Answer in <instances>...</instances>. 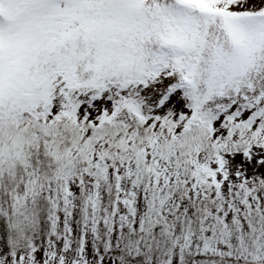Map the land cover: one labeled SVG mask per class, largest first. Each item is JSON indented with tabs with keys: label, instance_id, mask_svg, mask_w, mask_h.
Wrapping results in <instances>:
<instances>
[{
	"label": "snow or ice",
	"instance_id": "6c2138e0",
	"mask_svg": "<svg viewBox=\"0 0 264 264\" xmlns=\"http://www.w3.org/2000/svg\"><path fill=\"white\" fill-rule=\"evenodd\" d=\"M0 264H264V0H0Z\"/></svg>",
	"mask_w": 264,
	"mask_h": 264
}]
</instances>
